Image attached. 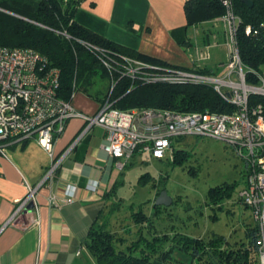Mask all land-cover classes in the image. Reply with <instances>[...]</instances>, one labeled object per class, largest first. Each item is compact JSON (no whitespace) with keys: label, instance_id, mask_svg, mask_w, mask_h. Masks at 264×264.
<instances>
[{"label":"built area","instance_id":"built-area-1","mask_svg":"<svg viewBox=\"0 0 264 264\" xmlns=\"http://www.w3.org/2000/svg\"><path fill=\"white\" fill-rule=\"evenodd\" d=\"M219 2L224 12L217 19L223 23L229 52L218 71L201 73L194 64L189 68H158L124 57L121 76L135 79L140 69L146 67L149 72L144 76L148 83L205 85L234 107L231 112H178L152 107L124 110L112 107L106 98L96 113L85 114L74 108L69 99L59 96L60 69L53 66L47 57L31 48L0 46V154L5 155L7 141L32 137L51 159L37 184L23 179L26 194L17 201L12 218L22 210L37 211L38 189L45 181L54 178L62 159L71 149H67L60 158L53 156L54 142L71 117L81 118L85 123L77 139L92 126L104 129L102 149L108 156L119 160V168L140 154L171 160L178 138H212L224 142L245 162L244 185L238 196L253 213L259 231L258 260L259 264H264V104L251 102L252 96L264 97V71L243 66L236 38L241 19L235 12L233 0ZM250 31V26H246L245 32ZM62 34L68 37L65 32ZM82 44L98 56L103 52L94 44ZM201 56V59L208 58V53ZM101 61L112 73L113 68L107 60L102 57ZM111 83H115L113 77ZM97 186L98 182L93 181L86 184V189L94 192ZM76 189V184L64 187V203L74 201ZM30 203L32 209H26ZM48 203H55L53 194L48 196Z\"/></svg>","mask_w":264,"mask_h":264},{"label":"crops","instance_id":"crops-1","mask_svg":"<svg viewBox=\"0 0 264 264\" xmlns=\"http://www.w3.org/2000/svg\"><path fill=\"white\" fill-rule=\"evenodd\" d=\"M185 1L81 0L74 20L118 44L171 66L189 68L194 64L197 68L216 72L223 62L219 61L215 68L210 67L205 63L210 57L198 59L196 49L195 52L192 50L194 45L185 26ZM212 21L221 22L217 18ZM222 30L225 38L224 28ZM185 38L188 41L182 44ZM69 101L85 114L96 113L101 104L78 90L71 94ZM84 124L78 117L66 121L54 142L53 156L60 158L67 149H71L62 159L54 178L45 181L38 189L37 211L22 210L14 218L12 214L17 201L26 194L23 179L37 184L51 159L32 137L5 143V155L0 154V264H97L85 244L89 227L94 222L104 224L123 236L125 239H119L120 246H126L136 238L144 241L143 227L146 223L142 227L143 224L135 223L130 217L131 225L136 227L132 232L129 221L114 218L115 206L112 203L110 207L109 201L114 185L122 183L120 175L125 167L143 161L144 156L150 160L155 158L146 154L136 155L126 166L119 168V160L108 156L102 149L105 142L102 127L92 126L77 139ZM93 181L98 182L94 192L86 189V184ZM67 184L77 185L75 199L71 203L63 201V190ZM52 194L55 203L49 204L48 196ZM35 220L38 222L34 223ZM125 223L129 226L126 227ZM177 251L176 259L189 260L187 254Z\"/></svg>","mask_w":264,"mask_h":264},{"label":"trees","instance_id":"trees-1","mask_svg":"<svg viewBox=\"0 0 264 264\" xmlns=\"http://www.w3.org/2000/svg\"><path fill=\"white\" fill-rule=\"evenodd\" d=\"M80 1L0 0V46L31 48L47 57L53 66L60 69L58 93L63 99H69L78 90L101 103L109 98L112 107L124 110L142 107L165 108L178 112L222 113L234 110L232 105L224 102L211 87L205 85L148 83L144 76L149 72L146 67L140 69L135 79L121 76L125 65L124 57L141 60L158 68L176 66L127 48L75 22L74 13ZM233 4L241 19L236 34L240 60L246 69L264 71V0H233ZM183 9L186 27L213 20L224 12L219 0H186ZM246 26L251 28L249 33L245 32ZM187 41L188 39H183L182 44ZM82 42L94 44L103 52L98 56ZM102 57L113 68L112 73L103 65ZM196 69L201 73L212 72L206 68ZM112 77L114 85L111 83ZM251 102L264 104V97L252 96ZM183 141V138H178L175 144L180 145ZM185 154L182 148H177L172 159H167V162L179 163L185 158ZM164 185L165 178L160 175L157 187L153 185L156 187V195L165 189ZM224 197H228V192L217 193L210 189L208 193L212 206L217 207ZM237 200L248 208L239 196ZM153 207L157 209L160 206L153 204ZM158 212L159 210H155L154 214ZM131 217L135 223L143 224L142 227L145 223L146 228L153 227L149 216L142 211L133 212ZM147 231H150L151 236L144 235V241L136 238L126 246H120L119 239L124 238L123 236L117 235L104 224L94 222L89 227L85 244L97 264L259 262V231L255 220L253 224H247L243 234L233 241L217 234L204 238L181 232L157 235V231ZM176 249L187 254L189 260L176 259L172 254Z\"/></svg>","mask_w":264,"mask_h":264},{"label":"rangeland","instance_id":"rangeland-1","mask_svg":"<svg viewBox=\"0 0 264 264\" xmlns=\"http://www.w3.org/2000/svg\"><path fill=\"white\" fill-rule=\"evenodd\" d=\"M222 25L209 20L187 27L194 45L192 50L197 52L195 56L199 59L208 52L210 59L205 63L213 68L228 58L229 47L224 43L227 37L224 38ZM175 147L186 152L179 163L144 156L143 161L125 167L120 175L122 183L110 194L109 205L115 206L114 218L126 219L135 232L130 217L133 212L142 211L153 224V227H143V234L148 237L151 236L149 229L159 234L181 232L204 238L217 234L229 241L238 238L247 224L254 223L251 209L237 200L244 185L245 162L224 142L212 138L190 136ZM160 175L165 178L164 190L171 202L156 209L153 204ZM210 189L228 192V197L217 207L212 206L208 198ZM155 210H159L158 214H154ZM177 253L174 250L172 254L175 257Z\"/></svg>","mask_w":264,"mask_h":264},{"label":"water","instance_id":"water-1","mask_svg":"<svg viewBox=\"0 0 264 264\" xmlns=\"http://www.w3.org/2000/svg\"><path fill=\"white\" fill-rule=\"evenodd\" d=\"M249 4H251V1H248ZM171 202L170 198L167 196L166 191L163 189L161 190L155 198L154 204L156 206H161V205H168ZM32 208V204H28V206L26 207V209H31Z\"/></svg>","mask_w":264,"mask_h":264}]
</instances>
